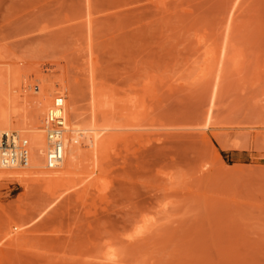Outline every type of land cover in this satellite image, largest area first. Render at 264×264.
I'll return each instance as SVG.
<instances>
[{"label": "rangeland", "instance_id": "obj_1", "mask_svg": "<svg viewBox=\"0 0 264 264\" xmlns=\"http://www.w3.org/2000/svg\"><path fill=\"white\" fill-rule=\"evenodd\" d=\"M0 38L21 110L113 126L92 178L0 180V264H264V0H0Z\"/></svg>", "mask_w": 264, "mask_h": 264}, {"label": "bare ground", "instance_id": "obj_2", "mask_svg": "<svg viewBox=\"0 0 264 264\" xmlns=\"http://www.w3.org/2000/svg\"><path fill=\"white\" fill-rule=\"evenodd\" d=\"M224 47L228 50L227 44L226 46H223V48ZM224 51L225 50H222L219 55L224 54ZM226 53L228 52L225 51V56L227 55ZM36 86L37 88H35V91L36 93H39V96L34 98L31 103L28 102V104L30 103L28 105L29 109H27V107L25 111L21 110L22 108L20 109L18 106V96L15 95L12 82L4 73L0 72V131H13L26 137L28 140L27 165L24 167H0V180L5 178H17L19 180H23L26 178L38 177L46 182V188L55 192L58 188L65 184L66 178L82 172V168L85 165H88L89 162H91L93 168L89 171L87 178H92L96 172L95 167L97 168L100 163L99 157L101 149L104 146L102 137L110 130H113V126L111 124L99 123L97 113L98 107L94 94L95 90L93 91L92 89L91 92L90 122L80 124L77 120L80 116H82V114L76 113L78 110L75 106L74 99L69 101L68 95L65 94L63 88L54 85L47 87L42 83H38ZM218 87L219 86L217 85V88H214L217 93L219 91ZM212 92L213 95L216 94L214 90H212ZM55 96L65 97L63 102L65 116L63 159L61 164L56 169H47L44 164L46 142L42 119L47 108L52 105V98L54 100ZM211 99L210 104L214 101L213 99H215V97L213 98V96H211ZM210 104L209 106L212 107L213 104ZM214 107L215 106H213V108ZM211 111V108L207 111V121L212 119L211 116L213 114H211ZM82 147L88 148L86 153L82 152ZM61 168H66L67 170L64 173H60L59 170ZM9 233L10 231L7 232V234Z\"/></svg>", "mask_w": 264, "mask_h": 264}, {"label": "built area", "instance_id": "obj_3", "mask_svg": "<svg viewBox=\"0 0 264 264\" xmlns=\"http://www.w3.org/2000/svg\"><path fill=\"white\" fill-rule=\"evenodd\" d=\"M64 98H54L42 119L46 142L44 164L47 169H56L63 159ZM27 162V138L13 131H0V167H24Z\"/></svg>", "mask_w": 264, "mask_h": 264}]
</instances>
